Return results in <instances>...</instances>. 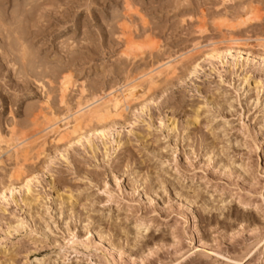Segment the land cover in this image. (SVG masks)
Instances as JSON below:
<instances>
[{"label":"rangeland","instance_id":"1","mask_svg":"<svg viewBox=\"0 0 264 264\" xmlns=\"http://www.w3.org/2000/svg\"><path fill=\"white\" fill-rule=\"evenodd\" d=\"M0 264H264V0H0Z\"/></svg>","mask_w":264,"mask_h":264},{"label":"bare ground","instance_id":"2","mask_svg":"<svg viewBox=\"0 0 264 264\" xmlns=\"http://www.w3.org/2000/svg\"><path fill=\"white\" fill-rule=\"evenodd\" d=\"M248 19H250V18H248ZM217 52L218 51H213V52H210L208 55L216 56ZM218 53L222 54V52H220V51ZM182 56H180V57L182 58ZM168 63H170V62H168ZM165 64H167V63H165ZM170 68H171V64H167V66L165 65V67L163 66L160 69L156 70V68H155L154 70H152L150 72L148 71L149 73L147 72L148 74L146 76L150 80L154 76L158 77L161 74V70H164V69L168 70ZM68 82L69 81H67V82L63 81L62 88H60V89H62L61 90V92H63L62 94H65V92H67L68 84H69ZM119 90H118V92L110 93L109 95H107L108 97L106 100H103L102 102H100L94 106H89V105H86L88 103H85L84 104L85 107H83L82 104H78L76 111L70 117L72 119V125L71 126L69 125V122L63 123V121H65L66 117L62 118V117H56L55 116L54 118L51 119V121H49V122L46 121L47 123L42 127V131L44 133H52L53 135L54 134L62 135V134H67V133L76 134L80 129L79 127L81 126V124L84 121H91V120H97V121L100 120L101 121L104 117H106L107 115H110L112 112L119 111L120 108L124 104H126L128 102L130 103V101L135 98V94L138 92L139 87H138V85H136L135 82H130L128 84H125L120 91ZM65 116H68V115H65ZM68 120H70V119H68Z\"/></svg>","mask_w":264,"mask_h":264}]
</instances>
